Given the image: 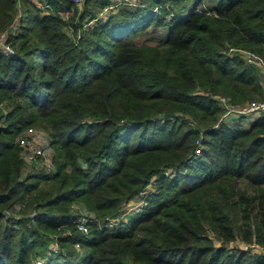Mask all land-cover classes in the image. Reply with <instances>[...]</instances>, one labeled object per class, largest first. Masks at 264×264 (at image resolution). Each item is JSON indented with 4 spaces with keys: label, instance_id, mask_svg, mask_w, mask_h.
Here are the masks:
<instances>
[{
    "label": "trees",
    "instance_id": "1",
    "mask_svg": "<svg viewBox=\"0 0 264 264\" xmlns=\"http://www.w3.org/2000/svg\"><path fill=\"white\" fill-rule=\"evenodd\" d=\"M129 1L0 0V264H264V0Z\"/></svg>",
    "mask_w": 264,
    "mask_h": 264
},
{
    "label": "built area",
    "instance_id": "2",
    "mask_svg": "<svg viewBox=\"0 0 264 264\" xmlns=\"http://www.w3.org/2000/svg\"><path fill=\"white\" fill-rule=\"evenodd\" d=\"M72 2L79 6L81 0H72ZM127 5H131L130 2H126ZM105 10H108V8L104 9L102 13L104 14ZM3 38V35L0 36V40ZM3 52L4 53H11V49L8 46L3 45ZM227 53H240L242 55V58L245 63L254 65L255 67L259 68L262 73H264V63L261 59V57L248 52V51H242V50H236V49H228ZM217 103L222 106L223 113L221 118H227L228 116H253V115H261L264 114V100L260 102H253V103H247L242 106H234L228 102V99L224 96H215L214 97ZM18 147L21 149L22 152V159L27 164H32L35 162H38L40 165L45 166L46 168L49 167V147L45 140V138L42 136V134L38 132H34L32 130H28L24 132L22 135L18 137L16 140ZM38 159V160H37ZM37 160V161H36ZM147 185L143 192L140 194L142 196L145 194V192L148 190ZM138 204L137 211L140 209V204ZM136 206V204L134 205ZM129 205H125L123 209H127ZM125 211V210H124ZM126 212V211H125ZM127 213V212H126ZM112 222H108V225L114 224L113 221L115 220H109ZM76 229L78 231H81L82 233H86V227L84 225L83 218L76 223ZM77 247V245H75ZM240 249L243 251H247L253 254L258 255H264V249L256 244L255 242L250 243H241L239 245ZM52 252H55V248H51ZM36 264H39V261H35Z\"/></svg>",
    "mask_w": 264,
    "mask_h": 264
},
{
    "label": "rangeland",
    "instance_id": "3",
    "mask_svg": "<svg viewBox=\"0 0 264 264\" xmlns=\"http://www.w3.org/2000/svg\"><path fill=\"white\" fill-rule=\"evenodd\" d=\"M111 1V3H110V7L111 8H113L114 10L115 9H117V7H119L120 5H127L126 4V2H130L129 0H110ZM133 1V0H132ZM36 2V1H35ZM114 5V6H113ZM128 6V5H127ZM107 8V7H106ZM112 9V10H113ZM103 11V10H102ZM102 11H100L97 15V17H99V16H102V19H105L106 17H107V14H108V10H105V13L102 15V14H100V13H102ZM86 25H90V26H92V24H94V21H87L86 23H85ZM146 38H148V36H144V37H138V38H136L135 40H136V42H138V43H140L141 41H143L144 39H146ZM152 43H154V40H151V41H149L148 42V44H152ZM260 75H261V77H262V81H261V83H262V90H263V95H262V99H260L259 101L258 100H254V101H252V102H250V103H253V102H260V101H263L264 100V73H259ZM220 96H223V95H220ZM244 104H247V103H244ZM244 104H242V105H244ZM242 105H240V106H242ZM222 116V115H221ZM229 117V121H231V120H234V119H236V118H241L240 119V123L242 124V125H246L248 122H250L251 121V119L253 118V117H251V116H228ZM227 117V118H228ZM226 119V118H225ZM228 120V119H227ZM18 139V138H17ZM16 139V140H17ZM136 204V206H134ZM138 206V204H137V202H135V203H132V204H130L129 205V207H127V209H123V210H125L127 213H125V215L126 214H128V213H131V212H136L137 211V207Z\"/></svg>",
    "mask_w": 264,
    "mask_h": 264
}]
</instances>
